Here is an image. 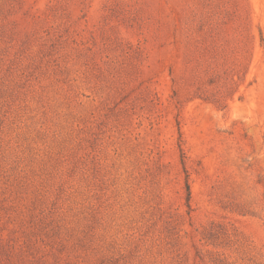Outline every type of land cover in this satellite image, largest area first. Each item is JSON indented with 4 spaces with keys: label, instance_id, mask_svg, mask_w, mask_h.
I'll return each instance as SVG.
<instances>
[{
    "label": "rangeland",
    "instance_id": "rangeland-1",
    "mask_svg": "<svg viewBox=\"0 0 264 264\" xmlns=\"http://www.w3.org/2000/svg\"><path fill=\"white\" fill-rule=\"evenodd\" d=\"M0 264H264V0H0Z\"/></svg>",
    "mask_w": 264,
    "mask_h": 264
},
{
    "label": "trees",
    "instance_id": "trees-1",
    "mask_svg": "<svg viewBox=\"0 0 264 264\" xmlns=\"http://www.w3.org/2000/svg\"><path fill=\"white\" fill-rule=\"evenodd\" d=\"M186 190L188 191V185L186 184ZM188 197H189V192H188Z\"/></svg>",
    "mask_w": 264,
    "mask_h": 264
}]
</instances>
